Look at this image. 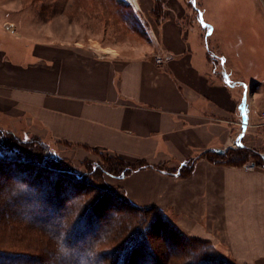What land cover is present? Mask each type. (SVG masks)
Segmentation results:
<instances>
[{"label":"crops","instance_id":"1","mask_svg":"<svg viewBox=\"0 0 264 264\" xmlns=\"http://www.w3.org/2000/svg\"><path fill=\"white\" fill-rule=\"evenodd\" d=\"M164 9L151 27L156 41L131 52L100 54L0 29V121L76 165L104 155L146 164L112 177L128 202L160 208L237 263L264 264L263 160L246 169L251 156L230 164L211 150L242 144L264 154V83L245 87L243 108V88L210 73L192 34L169 4ZM156 51L172 57L157 64ZM190 158L189 173H170Z\"/></svg>","mask_w":264,"mask_h":264},{"label":"trees","instance_id":"2","mask_svg":"<svg viewBox=\"0 0 264 264\" xmlns=\"http://www.w3.org/2000/svg\"><path fill=\"white\" fill-rule=\"evenodd\" d=\"M9 134L12 140H5ZM13 140L23 145L24 154L13 147ZM0 147L17 153L15 157L0 153V178H10L9 182H0V191L5 192L0 195V237H5V240H0V264H179L178 257L182 253L174 250L166 254L153 245L150 233L159 236L169 246L180 245L182 252L185 243L190 242L194 247L202 245L199 250L191 251L194 257L180 264L233 263L212 244L183 235L160 208L135 206L123 195L118 196L112 188L92 181L97 178L96 175L91 178L90 173L97 168L121 179L132 170L146 166L142 162L128 164L118 157L104 155L101 163L92 165L89 171L78 173L69 167L68 160L55 158L47 142L38 136L19 139L10 130L2 128ZM35 150H38L37 156L32 154ZM250 155L248 149L240 146L221 155L214 154V158L237 164L248 160ZM192 165L193 158H190L170 173L187 174ZM82 186L88 192L78 194V188ZM118 190L122 194L120 187ZM32 197L42 202L37 212L28 202ZM70 197L80 199L79 203L73 201L66 205L65 199ZM6 198L10 199V204ZM152 211L160 215L152 219L145 216ZM141 215L145 216V226L132 219ZM104 217H108L109 222H105L106 227L101 229L97 225ZM27 230L38 237L34 246L22 243ZM17 232L21 235L17 244L11 243L10 236ZM86 233L91 234L86 238ZM78 239L83 240L77 242ZM8 245L19 247L13 249Z\"/></svg>","mask_w":264,"mask_h":264},{"label":"rangeland","instance_id":"3","mask_svg":"<svg viewBox=\"0 0 264 264\" xmlns=\"http://www.w3.org/2000/svg\"><path fill=\"white\" fill-rule=\"evenodd\" d=\"M137 3L138 5L132 6L120 0H0V29L30 40L85 44L100 54L105 51L104 47H107L106 50L111 47L131 52L130 50L135 47L152 43L149 36L151 27L156 25L164 13H169L164 9V6L169 4L192 34L195 39L194 45L197 48L200 47L204 52L210 73L217 72L220 78L219 72L221 71L223 77H226L231 83H235L236 87L240 89L251 83L255 85L259 83V80L264 83V7L258 0H178V2L176 0H155L150 4V7L140 4L139 0ZM240 93L243 95L242 91ZM0 128L10 130L19 139L31 137L30 134L13 129L1 121ZM10 135L6 136L5 140H12ZM13 142V147L19 148L21 154H24L23 145L18 141L15 143L16 140ZM47 144L52 150L53 156L61 158L48 142ZM26 145L27 143L24 146ZM35 151L32 154L37 156L38 150ZM0 153L14 157L17 154L8 152L2 147H0ZM250 154L256 162L261 161L259 155L251 152ZM102 158L103 156L96 161L80 165L70 161L67 164L74 172L82 173L89 171L92 165L101 163ZM61 165L65 166L63 163ZM90 174L92 176H88L91 178L96 175L97 179H92L93 182L112 188L118 196H122L118 190L119 186L111 176L98 168ZM9 179V177H1L0 182L2 180L9 182ZM83 187L85 186L78 188L80 189L77 191L78 194L88 192ZM4 194L5 192L0 191V195ZM80 199L70 197L65 199V204L73 201L79 203ZM5 201L10 204V199L6 198ZM28 202L32 203L34 212H37L42 203L33 197ZM64 210L66 211V207L63 208V212ZM112 215L114 217V213ZM159 215L152 211L145 216L152 219ZM145 216L141 215L137 219H132L145 226L147 225V222H144ZM166 217L170 223H173V216L167 215ZM107 219L108 217L100 219L97 227L105 228L104 223L109 222ZM181 233L186 237L197 238L212 244L209 240L189 235L183 231ZM90 234L86 233L84 237L87 238ZM19 236L21 235L18 232L10 236L11 243L17 244ZM23 236L22 243H30V246H34V240L37 241L38 238L28 230ZM150 236L153 245L166 254L174 250L178 253L181 252L182 256L178 257L180 258L179 264L194 257L195 255L191 251L196 248L199 250L202 246L197 244L194 247L192 243L188 242L184 244L182 252L180 245L172 247L164 240L159 239V236L153 233H150ZM0 240H5V237H0ZM43 240L45 239L43 238ZM82 240L78 239L77 242ZM227 257L233 261L231 264H242L235 262L230 256Z\"/></svg>","mask_w":264,"mask_h":264},{"label":"built area","instance_id":"4","mask_svg":"<svg viewBox=\"0 0 264 264\" xmlns=\"http://www.w3.org/2000/svg\"><path fill=\"white\" fill-rule=\"evenodd\" d=\"M122 2L125 3H129L132 6H135L136 4H134V2H136V0H120ZM149 36L151 37L152 40L156 41V34L151 30L149 32ZM172 57V55L170 53L164 52V51H156L153 55V59L155 61V63L157 64H163L165 62H167L170 58ZM261 117L264 120V111L261 113ZM256 163L254 160H250V161H246L243 166L246 169H253L255 167Z\"/></svg>","mask_w":264,"mask_h":264},{"label":"water","instance_id":"5","mask_svg":"<svg viewBox=\"0 0 264 264\" xmlns=\"http://www.w3.org/2000/svg\"><path fill=\"white\" fill-rule=\"evenodd\" d=\"M219 73L222 76V72L220 71ZM242 93H243V95H242V98H241V106L243 108H245L246 107V102H245L246 88H245V86L242 89ZM243 122L245 123V118H244ZM239 146H242V144H239ZM227 149H228V147H225V148H211L212 151H214V152H216L218 154H223ZM260 157L262 158L263 163H264V154L260 153Z\"/></svg>","mask_w":264,"mask_h":264},{"label":"bare ground","instance_id":"6","mask_svg":"<svg viewBox=\"0 0 264 264\" xmlns=\"http://www.w3.org/2000/svg\"><path fill=\"white\" fill-rule=\"evenodd\" d=\"M134 4H136V5H138V3H137V0H136V2H134ZM213 34V32L211 33V35ZM250 87H248L247 89H249Z\"/></svg>","mask_w":264,"mask_h":264}]
</instances>
